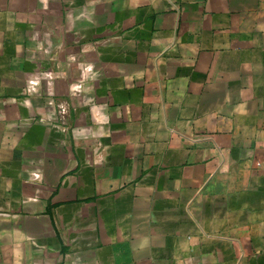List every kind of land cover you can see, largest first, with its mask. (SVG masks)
Masks as SVG:
<instances>
[{
	"label": "crops",
	"instance_id": "0c3cea01",
	"mask_svg": "<svg viewBox=\"0 0 264 264\" xmlns=\"http://www.w3.org/2000/svg\"><path fill=\"white\" fill-rule=\"evenodd\" d=\"M0 264H264V0H0Z\"/></svg>",
	"mask_w": 264,
	"mask_h": 264
}]
</instances>
